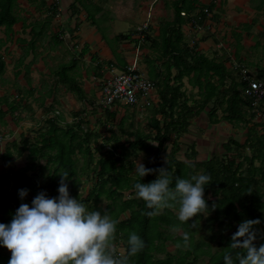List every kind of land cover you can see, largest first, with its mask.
Returning <instances> with one entry per match:
<instances>
[{
    "label": "crops",
    "instance_id": "1",
    "mask_svg": "<svg viewBox=\"0 0 264 264\" xmlns=\"http://www.w3.org/2000/svg\"><path fill=\"white\" fill-rule=\"evenodd\" d=\"M177 8L180 9V16L177 15ZM206 8L208 12L204 11ZM14 14L18 21L12 30L4 25L0 28L3 42L0 54L5 64V71L0 75V197L6 200L12 196L21 198L15 182L22 179L19 181L22 183L23 176L49 181L51 170L44 168L47 159L33 158L31 154L34 144H41V133L49 129L48 117L57 121L63 129L82 120L85 131H99V143L103 142L101 138L112 136L114 132H118L114 136L124 140L127 137H124L125 134L130 135L127 133L131 132L130 127L144 133L157 132L152 120H162V113H156V110L162 103L161 88L167 77V38L176 47L190 50L185 56L187 59L183 57L185 63L181 60L180 67H171V77H175L185 65L189 66L188 61H198L192 54L195 57L204 56L212 66H221L218 70H222V74L211 68L209 75L214 83L224 76L225 87L240 83L241 67H246L255 77L264 74V0H18ZM144 23H149L147 42L141 40L138 32ZM172 47L167 46L169 50ZM5 53H18L19 56L13 60L11 55L6 56ZM48 53L53 55L52 60L57 59L55 68L46 62L50 58ZM38 55L42 66L51 68V74L55 77L47 92L33 99L36 107L40 108L33 124L35 108L29 99L39 90L32 86L30 73L32 61H36L34 58ZM29 58H33L31 62ZM135 58L140 70L155 83L151 105H102L100 94L103 80L113 75V70H123ZM13 62L17 67L16 76L24 79L25 85L12 80V74L7 71ZM204 79L202 77L200 80ZM182 84L185 98L196 114L184 136L193 134L190 144L195 143L199 152L198 161L222 153L215 151V148L219 144L223 146L231 137L241 142L246 139V127L245 136H240L238 125L222 119L223 105L219 94L216 103L214 99L217 96L208 106H202L203 93L194 72L185 75ZM76 86L81 88L82 95L75 90ZM48 100L52 103L48 107L51 115H46L48 109L43 108ZM61 106L65 107L62 112L59 110ZM212 107L216 109L215 115H212ZM127 138L132 140L133 136ZM201 146H206L212 152L202 153ZM22 148L24 151L21 153ZM97 159L94 158V161ZM25 167H28L27 171H23ZM77 170L79 177L82 173L96 176L86 169L78 167ZM131 176L137 177L136 174ZM96 180L97 177L85 196L96 190ZM46 190L49 194L50 191ZM78 192L82 193L79 189ZM136 196L133 189L123 192V199ZM31 197L33 193L29 191L26 202L31 203ZM1 202L0 216L4 209ZM110 203L111 200L103 196L98 203L93 201L91 207L103 212ZM129 216L130 211L126 210L117 220L120 222ZM169 243L175 245L171 241L164 242L168 250ZM113 244L117 251L126 252L127 240L122 232L117 234V227ZM3 252L11 256L10 249L4 248ZM166 253L165 250L156 252L155 256L164 257Z\"/></svg>",
    "mask_w": 264,
    "mask_h": 264
},
{
    "label": "trees",
    "instance_id": "2",
    "mask_svg": "<svg viewBox=\"0 0 264 264\" xmlns=\"http://www.w3.org/2000/svg\"><path fill=\"white\" fill-rule=\"evenodd\" d=\"M17 1L0 0V28L4 25L7 29L12 30L13 25L18 21V17L14 14ZM177 15H181L179 8H177ZM148 30L145 32L144 41L146 42ZM167 42V46L174 47L169 50L166 46L167 77L161 88L162 103L156 110V113H162V120L157 118L152 120L157 132L144 133L138 129L127 132L130 134L127 136H133L132 140L107 136L105 141L112 145L107 152H103L106 142H98L101 137L99 131H85L82 127V120H78L68 129H63L57 121L48 118L49 129L41 133V144H34L31 154L33 158L44 157L47 159V166L44 168L51 170L49 181L42 182L33 177L23 176L22 183L19 182L22 179L15 182L16 191L19 193L21 188L29 189L33 193L31 200L41 190L46 189L50 191V196L58 195L61 179L59 172L67 171L70 173L67 180L70 193L78 197L88 210L93 209L91 207L93 201L98 203L104 196L107 200H111L107 211L116 220L126 210L130 211L128 218L120 222L117 220L116 227L117 234L122 232L123 238L126 240H128L129 230H134L145 241L144 248L130 258L132 264H197L202 257L208 258L206 264H225L224 255L226 253H232L236 259V252L246 251L231 247L233 233L237 231L242 221L246 219L259 220L256 225L260 230L258 233L260 238L257 243H264V122L254 120L256 116L251 112L249 102L243 96L245 83L240 79V83L225 87L223 75L218 83H214L209 75L210 70L215 68L222 74L223 71L218 70L221 66H212L211 62L202 55L195 57L192 54V57L197 58L198 61H188L189 66L185 65L183 69H179V73L175 77H171V73H169L171 67L173 65L180 67L181 60L185 63L183 57L190 50L178 48L169 43V38H167ZM2 43L0 39V49ZM24 58L25 55L22 56V59ZM4 71L5 64L0 54V75ZM191 72L195 73L198 87L203 93L202 106H208L213 97L217 96L214 99V103H216L219 94L222 97L220 102L223 105L222 119L235 125L244 124L247 128V137L243 142L231 137L223 143V153L216 154L205 161L197 160L199 152L195 143L187 145L185 159L178 156L182 149L181 137L189 131L191 119L196 116L182 91V79ZM202 77H205L203 81L200 80ZM75 90L79 95L83 94L78 86L75 87ZM211 109H214L212 115H215V107ZM213 120L217 121V118ZM161 121L162 126H160ZM120 124L122 126V122ZM155 140L157 141L156 145L151 143ZM93 143H95V150L103 155L96 162L94 161ZM169 144L171 147L167 151ZM21 150L22 153L24 148ZM139 151H144L146 155L151 156L144 163L147 167L157 171L148 173L144 177L135 172L137 177L133 178L131 175L134 165L131 157L138 155ZM80 158H83V161H80ZM186 160L193 161L195 167L186 164ZM78 167L96 175L97 186L94 187L96 193L93 191L84 197L78 192L79 184H81ZM160 167L170 168L173 186L176 177L190 178L192 174H198V169H201L200 173L211 175L212 181L205 187V197L208 203L205 214L197 213L190 217L189 221H181L177 215L179 205H176L172 208H164L159 214L150 216L148 212L151 209L147 207L143 198L136 196L123 199V192L126 189H133V194H136L134 185L138 180L150 182L155 179ZM27 169L28 167H25L23 171H27ZM0 201L4 206L0 221L10 222L15 210L21 203L27 201V196L16 199L14 206L5 197H0ZM197 219V226L193 227L191 222ZM176 230H182L183 233L178 234ZM200 231L202 232L201 237L196 239L195 235ZM204 231H207L208 235H205ZM185 232L189 233L187 246L183 245ZM157 241L160 243L157 244ZM166 241L175 244L174 251L166 249L164 244ZM214 243L216 248L213 247ZM4 248L7 246L0 245V264H8L11 257L5 255ZM127 250L128 244L125 254ZM164 250L167 252L166 256H155L156 252Z\"/></svg>",
    "mask_w": 264,
    "mask_h": 264
},
{
    "label": "clouds",
    "instance_id": "3",
    "mask_svg": "<svg viewBox=\"0 0 264 264\" xmlns=\"http://www.w3.org/2000/svg\"><path fill=\"white\" fill-rule=\"evenodd\" d=\"M169 162V161H168ZM186 164L195 167L190 160ZM136 173L144 177L156 172L140 159L133 161ZM58 195L50 196L41 190L31 201L23 202L15 210L10 222L0 221V245L11 250L8 264H132L131 257L145 246L144 239L136 231L128 236L127 253H118L113 244L117 220L104 210H88L87 206L70 193L67 180L70 173L60 171ZM212 181L208 173L192 174L190 178L176 177L172 183L169 167H160L158 175L150 182L137 181L136 195L143 198L151 209L148 215H157L164 208L179 205L177 213L181 221H189L197 213L208 209L205 187ZM27 188L19 189L21 198ZM197 220L191 222L197 226ZM259 220L242 221L232 236L233 249L246 251L224 255L225 264H264V243H257ZM183 245L189 242L184 234Z\"/></svg>",
    "mask_w": 264,
    "mask_h": 264
},
{
    "label": "built area",
    "instance_id": "4",
    "mask_svg": "<svg viewBox=\"0 0 264 264\" xmlns=\"http://www.w3.org/2000/svg\"><path fill=\"white\" fill-rule=\"evenodd\" d=\"M216 1V0H215ZM208 12V9H204ZM183 14H185L183 12ZM149 23L138 28L141 40H145V32ZM114 73L103 80L101 84V104L110 107L115 104L133 106L141 104L150 106L155 89V83L149 79L139 68L138 59L127 64L123 70ZM241 81L245 83L243 96L249 102L250 110L257 119L264 120V74L253 76L246 67L240 68ZM118 253H123L118 251Z\"/></svg>",
    "mask_w": 264,
    "mask_h": 264
},
{
    "label": "rangeland",
    "instance_id": "5",
    "mask_svg": "<svg viewBox=\"0 0 264 264\" xmlns=\"http://www.w3.org/2000/svg\"><path fill=\"white\" fill-rule=\"evenodd\" d=\"M21 53H23V52H21ZM5 55L7 56V55H11V58L13 59V60H16L17 58H18V56H19V54L18 53H12V54H7V53H5ZM55 56H57V55H55ZM48 57H50L46 62H48V65L49 66H51V68L52 67H54L55 68V65H57V59H55V60H52V57H53V55L51 54V53H48ZM40 57H39V55L37 56V57H35L34 59L36 60V61H32L33 63L31 64L32 65V73H30V76L32 77V83H33V87H35L37 90H39V92H35L34 93V96H33V98L31 97L30 99H29V103H31L32 105H33V107L35 108L34 109V113L32 114V116H34V118H33V120L31 121L33 124H35V121H36V116H35V114H37V112H38V110L40 109V108H38V107H36L37 106V104H35V101L33 100L34 99V97H37V96H40V95H42V94H45V92H47V90L49 89V87L53 84V82H54V77H55V75H52L51 74V68H49V67H47V66H42L43 65V63L42 62H40L38 59H39ZM7 59H9L8 57H7ZM33 58H29L28 59V61H30L31 62V60H32ZM59 60H62V59H60L59 58ZM25 63V62H24ZM14 65V62L12 63V67L11 68H9L7 71H9V74H12V80H15L16 81V83H20V84H22V85H25V82L26 81H24V79L23 80H21L20 78H19V76H16V71H17V67ZM41 69V70H40ZM63 72H65V73H67L65 70H63ZM14 76H16L15 77V79H14ZM43 80V81H42ZM23 88H26L27 89V87H23ZM23 95V94H22ZM17 97V96H16ZM51 100V99H50ZM50 100H48V102H46V107H43L44 109H48V107L49 106H52L51 104V102H50ZM55 108H56V106H55ZM35 110H36V113H35ZM49 110V109H48ZM47 110V114L46 115H51L52 114V111H48ZM61 112H62V110H65V107H63V106H61V109H59ZM27 114H28V116L30 117L31 116V114L29 113V112H27ZM31 116V117H32ZM37 118H39V117H37ZM48 118H50V117H48ZM44 120V119H43ZM256 122H260V121H264V120H259V119H257V118H255L254 119ZM254 121V122H255ZM29 124H30V122H28ZM244 124H239L238 125V128H239V133H240V136H245V131H244V128H245V126H243ZM243 126V127H242ZM28 127H30V126H28ZM242 127V128H241ZM141 128H143V127H141ZM129 129H131V131L134 129V130H136V129H138V128H129ZM144 129V128H143ZM133 130V131H134ZM139 130V129H138ZM117 133V135H118V132H114L113 133V135H112V137L115 135ZM194 133V132H193ZM121 134V133H120ZM127 135L125 134V136L124 137H126ZM107 137V136H106ZM106 137H104V138H101V140L104 142L105 141V138ZM128 137V136H127ZM126 137V138H127ZM193 134H187L186 136H183V138L184 139H182V144H183V146H182V149H183V151L182 152H180L179 154H178V156L180 155L181 156V158H183V159H185V157H183V154H184V150L186 149V146L188 145V144H190V141H193ZM126 138H124V139H126ZM100 140V141H101ZM130 140H131V138H130ZM106 142V141H105ZM104 142V143H105ZM101 143V142H100ZM151 143L152 144H154V145H156V143H157V141L155 140V141H151ZM109 144H111V143H105V147H104V149H103V152H107L108 151V148H109ZM92 146L94 147V154H95V156H94V158H100L101 156H103L100 152H98L97 150H95V143H93L92 144ZM203 146H201V148H200V151L203 153H207V152H212L210 149H208L206 146H204V148H202ZM170 147H168V149H167V151H169L170 149H169ZM215 151H218V152H221L222 151V153H223V151H224V149H223V146H221L220 144L215 148ZM218 154H221V153H218ZM106 155V154H105ZM160 155V154H159ZM151 156L150 155H146L145 153H144V151H139V153H138V155H133L132 157H131V160H135V159H140V160H142V161H146L148 158H150ZM25 161V160H24ZM14 166H16V165H14ZM200 170L201 169H198V173H200ZM135 172H136V170H135V166H134V168H133V171H132V174H135ZM158 175V174H157ZM80 178H81V185H79V187H78V189L79 190H81V194H83L84 196L86 195V192H87V190L92 186V184L94 183V181H95V179H96V176H93V177H90V176H88V174L87 173H82L81 175H80ZM210 198H213V197H210ZM10 202H11V204L14 206V203L16 204V198H12V197H10L9 199H8ZM13 202V203H12ZM105 203V201L104 202H102V204H104ZM202 232H203V230H201ZM199 232V233H197L196 235H195V238L197 239V238H200L201 236V234H202V232ZM129 232H131V230H129ZM176 232L178 233V234H182L183 233V231L182 230H176ZM204 234L205 235H208V232L207 231H204ZM169 249L170 250H172V251H174L175 250V245H172L171 243H169ZM213 247L214 248H216V244L214 243L213 244ZM207 261H208V258L207 257H202L200 260H199V262L197 263V264H206L207 263Z\"/></svg>",
    "mask_w": 264,
    "mask_h": 264
}]
</instances>
